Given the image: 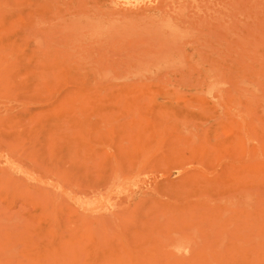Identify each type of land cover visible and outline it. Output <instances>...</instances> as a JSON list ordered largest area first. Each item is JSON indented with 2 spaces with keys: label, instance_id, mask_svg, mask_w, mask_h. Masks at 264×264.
Listing matches in <instances>:
<instances>
[{
  "label": "rangeland",
  "instance_id": "1",
  "mask_svg": "<svg viewBox=\"0 0 264 264\" xmlns=\"http://www.w3.org/2000/svg\"><path fill=\"white\" fill-rule=\"evenodd\" d=\"M140 5L0 0V264H264V0Z\"/></svg>",
  "mask_w": 264,
  "mask_h": 264
},
{
  "label": "bare ground",
  "instance_id": "2",
  "mask_svg": "<svg viewBox=\"0 0 264 264\" xmlns=\"http://www.w3.org/2000/svg\"><path fill=\"white\" fill-rule=\"evenodd\" d=\"M146 1L147 0H111L112 4L114 6L120 7L121 9H126V8H136L137 9L138 7L142 6V5H140L141 3H145ZM145 5L146 6H151L152 4H145ZM167 57L168 58L171 57V59L170 60H166V61H171L172 60L171 63H173L174 56H172V55L164 56V58H167ZM161 59H163V58L161 57Z\"/></svg>",
  "mask_w": 264,
  "mask_h": 264
}]
</instances>
